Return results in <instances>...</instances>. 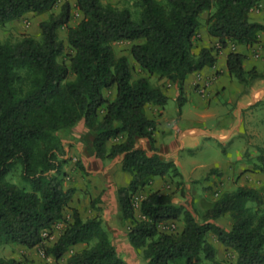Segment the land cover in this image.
<instances>
[{"label": "trees", "instance_id": "obj_1", "mask_svg": "<svg viewBox=\"0 0 264 264\" xmlns=\"http://www.w3.org/2000/svg\"><path fill=\"white\" fill-rule=\"evenodd\" d=\"M261 1L136 0L135 17L130 7L77 0L82 18L70 26L68 1L54 12L59 0H0V25L29 12L48 13L39 23V38L24 34L17 42L0 41V248L10 243L38 246L45 230L64 217L77 189L65 188L59 176L68 161L63 137L75 136L73 128L84 121L94 133L98 158L123 155L121 168L130 179L116 188L117 216L129 222L127 238L141 249L142 264H264V184L224 191L198 221L191 209L174 202L172 193L150 188L156 177L183 175L173 160L157 152V121L147 114L148 105H165L169 98L151 76L177 84L181 108L189 74L214 67L217 51L230 42L246 46L257 42L264 24L249 14ZM204 12L207 32L218 43L216 48L202 45L196 52ZM63 26L73 50L69 62L59 60L67 54L59 36ZM119 41L132 42L129 52L148 75L134 77L129 56L116 54L113 44ZM244 58L231 50L227 68L248 85L259 73L255 68L246 71ZM140 137L150 140L152 153L137 145ZM260 150L254 167L264 172ZM76 164L90 174L82 161ZM14 171L19 172L18 182L8 178ZM141 191L146 195L138 217L134 195ZM103 192L91 199L94 215L83 218L72 209V220L44 248L54 261L39 264H62L67 252L63 264H133L119 253L104 226L98 204ZM226 214L233 219L230 227L216 222ZM178 219L184 222L180 232L160 229L163 222ZM210 232L235 252V261L218 258ZM79 244L84 246L72 250ZM0 264L20 263L0 255Z\"/></svg>", "mask_w": 264, "mask_h": 264}, {"label": "crops", "instance_id": "obj_2", "mask_svg": "<svg viewBox=\"0 0 264 264\" xmlns=\"http://www.w3.org/2000/svg\"><path fill=\"white\" fill-rule=\"evenodd\" d=\"M249 15L251 20L264 24V0L258 7L251 10ZM200 35L206 46L214 47L218 43L217 38L210 36L204 26L200 28ZM231 50L245 55L243 66L246 71L255 68L259 73L248 85H244L228 71L227 56ZM214 51L216 53V50ZM216 55L217 63L214 67L206 66L200 71L189 74L186 78V101L181 108L178 105L177 84L163 78L162 87L169 96L168 101L165 105H148L147 114L157 121L155 131L157 152L165 159L173 160L177 164L183 177L188 181L187 186L196 182L205 184L216 182L218 184L216 189L222 190L234 178L235 172L254 167V163L247 165L246 152L249 151L252 157L255 154L253 146L264 147V127H259V123L264 125V31L259 32V39L254 44L246 46L230 42L227 46L220 48ZM143 75L148 73L144 71ZM218 93L225 95L227 99L225 101L217 99ZM215 97L216 99H213ZM226 105L230 106L229 110H225ZM237 112L242 116L239 123L236 118ZM206 118L214 122L211 127L204 124ZM73 132L81 140V144L76 146L89 151L87 157L95 169L104 172L108 178L112 177L114 172L124 178V181L119 184L115 181H112L111 185L108 184L106 194L102 195L101 202L105 206L103 216L107 223L110 214L118 211L116 188L129 182V178L121 168L123 155L117 156L114 160L103 161L98 158L92 145L94 133L84 121L74 127ZM210 138L221 143L233 141L235 149L241 154L237 160L230 156H223L215 162L212 161L214 166H208L202 154L208 152L205 143L209 142ZM137 145L152 153L148 138H138ZM202 168H208L204 175H200L199 172ZM160 183L161 178L156 177L152 186L158 189ZM191 199V195L187 193L185 199L180 202L188 209H192ZM174 201L177 202L176 197ZM211 241L217 248L220 244L223 246L218 240ZM129 261L133 264H142L133 259Z\"/></svg>", "mask_w": 264, "mask_h": 264}, {"label": "rangeland", "instance_id": "obj_3", "mask_svg": "<svg viewBox=\"0 0 264 264\" xmlns=\"http://www.w3.org/2000/svg\"><path fill=\"white\" fill-rule=\"evenodd\" d=\"M64 1H68L70 3L71 7V15L69 20L70 26H75L78 24V22L82 18V13L79 11V9L76 6L77 0H59V3L55 8L53 9L54 12H58L60 10L61 4ZM104 3H109L115 7L123 8V7H130L133 11V14L135 17L138 16L139 8L136 5V0H103ZM48 13H42V14H34L32 12L26 13L21 18L12 20L10 22H7L4 25H0V41L1 42H17L19 41L24 34H30L35 36L36 38L40 37V27L39 23L41 20L45 19L47 17ZM208 15V12H204L201 16V26L206 27L205 25V19ZM200 26V28H201ZM66 27L63 26L59 29V36L61 39L64 40L66 44V51L67 54L62 55L59 57V60L67 61L69 62V54L73 52V50L70 48V46L67 43L66 39ZM200 32V30H199ZM132 42L130 41H119L115 42L114 48L117 55L126 54L129 56L130 62L133 66V74L134 77H138L140 75H143V70L139 67V65L135 62V60L132 58L129 49ZM205 45L203 42V39L200 35V40L197 41V47L195 48V51L198 52L200 46ZM215 48L217 44L214 45ZM151 82L156 85L163 84L162 79L158 77L157 75H154L153 77H150ZM166 79V78H165ZM113 91L108 92L107 96L111 97ZM217 99L221 101H225L227 98L225 95L218 93L216 96ZM213 98V99H216ZM225 110H229L230 106L226 105L224 106ZM152 108L151 106L149 107ZM237 123H239L242 120V116L239 112L236 113ZM206 122L204 124L208 126H212L214 122L211 119H204ZM259 127H264V125H261L259 123ZM248 138V136H247ZM260 139L259 137H257ZM63 143L65 145V154L64 157L68 161L63 163L62 165V173L59 174V176L62 179L63 185L65 188L69 187H75L76 193L74 194L72 200L69 202V205L67 206L65 210L64 217L59 220L50 230H45L44 232V241L33 248H28L22 244L17 243H10L3 245L0 248V255L5 258H13L17 261H19L20 264H39L41 262L45 261H54V258L52 256H47L44 252V248L47 246H50L54 243V241L58 238L59 234L62 232V230L66 227V225L72 220V209L77 208L79 212L81 213L83 218H87L89 216H92L96 213L95 208L91 204V199L96 197L99 193L102 191L103 194H106V189L108 184H112V181L116 182V184H119V182H123L124 178L120 177L117 172H114L112 177L108 178L104 172L95 169L93 164L91 163L90 159L87 157L89 156V151L86 148L77 147L76 144H79L81 140H79L76 135L73 137H63ZM75 141V142H73ZM209 142L206 141L205 145L208 148V152L206 154H202L204 159H206L208 166H214L213 162H215L216 159H221L223 156H230L233 159L237 160L238 156L241 154L239 151L235 149V145L233 144V141L221 143L220 141H217L215 139H208ZM81 144V143H80ZM253 146L255 149L254 156L251 157V154L249 151L246 152L248 161L246 162L248 164H257L259 163V155L261 154V150L264 147H260L259 145ZM226 149V150H225ZM264 151V149H263ZM77 160L82 161L84 166L88 169L90 174H85L81 170L79 166H77ZM213 161V162H212ZM240 162V160H238ZM208 168H202L199 172L200 175H204L206 173ZM236 170V169H235ZM127 177L130 179V175L125 172ZM237 175V176H236ZM201 177V176H199ZM8 178L12 181L18 182L20 180L19 172L14 171L12 174L8 176ZM161 178L160 189L162 192L165 190H169V193H172L173 200L176 197L177 198V204H182L180 201L182 199H185V196L187 193L191 195V208L193 209L195 216L198 221L202 222L204 220L205 214L207 210L212 206L214 201L224 192V191H232L235 190L239 186H260L264 184V172H260L257 170L256 167H247L241 169L239 172H235L234 178L231 179L229 184L226 186V188L220 190L219 188L216 189L217 183L213 184H205L201 182H196L190 184L187 186V182L185 178H181L180 176H172L171 174L165 175ZM183 180V184L180 182L177 184L178 181ZM153 184V183H152ZM150 188L155 189L156 187H153L152 185ZM146 195L145 191L137 192L134 195V201H135V213L138 217L141 216L140 212V201L143 196ZM109 203V202H108ZM100 207H102V215H104V208L105 206L102 205V202L98 203ZM252 206H254L253 203H251ZM108 206V205H107ZM106 208H109L107 207ZM185 206V205H184ZM187 208V206H185ZM191 209V210H192ZM109 210V209H108ZM104 218V216H103ZM216 221L221 224L224 227H230L233 219L228 215H223L216 219ZM108 225V227H107ZM104 226L108 229L109 234L111 238L113 239L119 253L129 261V259L136 260L137 262L143 261V254L141 249L134 248L128 241L126 230L129 226L128 221L122 222L118 216L117 213H111L110 218H108L107 223H105L104 220ZM184 226L183 220H170L163 222L160 225L161 230L169 231V232H180ZM208 238L213 241H217V236L210 232L208 234ZM219 243H221L218 240ZM215 245V244H214ZM84 245L79 244L72 248V250H76L79 248H82ZM218 249V258L219 259H225V260H231L235 261L236 254L235 252L225 247L224 245L217 248ZM70 252H67L63 259L60 260V262L63 264L65 262V258Z\"/></svg>", "mask_w": 264, "mask_h": 264}]
</instances>
